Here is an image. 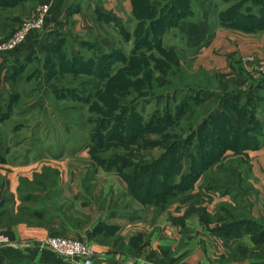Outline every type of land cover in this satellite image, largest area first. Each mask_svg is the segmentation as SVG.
Instances as JSON below:
<instances>
[{
	"label": "crops",
	"instance_id": "crops-1",
	"mask_svg": "<svg viewBox=\"0 0 264 264\" xmlns=\"http://www.w3.org/2000/svg\"><path fill=\"white\" fill-rule=\"evenodd\" d=\"M41 1L51 4L43 29L32 33L20 48L0 56V230L14 242L0 246V264H80V260L62 257L42 245L52 234L85 240L101 264H158L146 258L149 249L159 257L169 253L173 260L166 264H264V139L258 147L244 151L246 164L239 171L243 183L250 185L248 194L240 197L207 191L198 179L189 192L159 212L153 210V204L132 197L124 181L123 189H116L113 182L106 185L105 177L117 176L122 181L113 171L101 166L93 171L90 162L73 160L88 147L78 152L81 148H70L68 141H62L56 151L33 152L27 146L20 150L25 143L21 129L5 130L3 125L14 120V115H30L40 109L43 115L49 114L50 104L70 98L58 97L55 89L71 83L69 79L33 81L40 73L37 68L23 80L12 81L18 63L45 56L44 46L55 41L78 47L80 42L94 41L96 46L107 47L105 30L131 11V0H0V41L30 17ZM186 16L179 19V25H196L197 21L209 26L214 20L210 22L208 15L209 22H204V15L198 19L196 12ZM220 30L209 29V37L198 45V55H209L217 44L227 41L220 39ZM263 32H253V36ZM229 38L234 41L232 34ZM227 66L223 74L234 80L233 89L246 91L245 79ZM49 73L47 69L46 78ZM256 116L264 124V112L259 110ZM230 119L233 122L235 117ZM36 143L42 146L43 140ZM53 203L65 215L57 213ZM42 210L40 219L37 213ZM138 239L140 248L144 243L149 246L136 254Z\"/></svg>",
	"mask_w": 264,
	"mask_h": 264
},
{
	"label": "rangeland",
	"instance_id": "rangeland-1",
	"mask_svg": "<svg viewBox=\"0 0 264 264\" xmlns=\"http://www.w3.org/2000/svg\"><path fill=\"white\" fill-rule=\"evenodd\" d=\"M147 1L148 0H136V14L140 6ZM151 1H156V3H153L159 5L163 3L169 4L170 6L171 4L169 0L161 3L159 2L160 0ZM206 1L208 0H190V5L191 9L200 15L196 18L199 19L204 15L203 21L207 23L209 22V18L206 16L209 15L211 17L210 22L214 19L211 25L205 26L195 21L196 25L181 26L177 23L180 20L173 21V15H171V19L168 16L166 20L161 21H165L164 23L166 25L160 24V22L158 26L150 29V37L146 40L144 45H137L134 47L137 37L139 38L142 35L144 28L142 24L143 20H146L145 23L148 24V22H152L153 19H159L156 17H159L161 8L157 5L155 9L158 14L155 17L145 19L146 16L140 17L138 14L137 16L132 14L131 0V11L129 14L121 18V20L115 23L111 28L105 30L108 32V36L103 40V43H105L107 47L104 46V48H102L96 46L95 51H89L86 47H78L76 43L64 44L65 46L63 49L65 51L77 52L85 56H89L92 53V56H100L101 53L106 56V53H108L110 49L117 50L120 56L118 59L106 60L107 58H104L105 63L102 68L105 71H110L112 69L114 71H120L123 70V68L126 69L127 66H131L133 62L137 63L133 68L135 69V76H133L134 73L128 74L127 77L123 74L124 72L122 74L119 73L120 75L117 74V79L119 80V82H117L119 85L118 89L104 88L102 90L104 106L94 107L95 110L98 111V114L92 110V102H94L95 99L90 101V104L87 103L89 101L81 103L73 99H66V101L50 104L49 114L48 112H44L45 114L43 115V109H40L38 113L30 115H14V120L3 125L4 129L6 130L8 127L15 126L21 129L25 141L24 145L20 148L21 151L23 148L27 147L34 148L33 152L43 151L47 148H49L50 151H56L61 147L63 142L67 141L70 143V148H75L76 146L81 148L77 150L78 152L88 147L85 154H82L81 157L76 156L77 158L73 160H82L86 163L90 162L93 171L98 166L97 164H99L98 162L100 159H117L118 156L122 157V159H131L130 161L134 163H146V161L154 159L153 162L156 161L155 163L158 164L159 157L164 152L165 147L175 140L176 136L169 138L160 134L161 131L157 128L158 124L149 129H145L144 125L146 126L150 118L154 119L156 123H159L161 120L157 119H162L163 121V117H171V115L173 117L174 114H179V107L182 105L184 92L187 89L194 91L199 87V84L207 85L210 83L208 75L201 72L200 69L206 70V73L214 77L213 80H211L213 84H215V78L222 82L225 87L223 88L224 90L233 89L232 83L234 82L232 79L228 80L227 76L223 74L226 73L224 69L228 68L227 64L233 65V63H236L243 66V72L245 73L243 78L245 79V84L248 86L251 80L253 81L264 74V32L261 35L253 36L254 33L252 32L247 33L237 30L238 28L233 29L219 24V13L230 6L231 2H225V0H210V3H206ZM214 21L216 25H214ZM213 26L214 28H221L220 39H227V41L221 42L219 45L217 44L215 50H213L214 52L209 53V55H198L197 50L200 47L198 45L202 44L203 41L209 37V29L213 28ZM120 31H126L128 33L127 41L123 39ZM231 34L234 41L229 38ZM240 36L244 39L240 38ZM90 43H94V41ZM134 48L136 54L132 55ZM160 49L166 52L169 51L167 53H173L175 56H178L180 63H173L175 59L169 57L173 59V62L165 61V66L162 67L156 65L154 59L163 60L162 57H159ZM233 50H236L237 52L235 53L237 54H230ZM149 55L150 57H148ZM64 58L65 60H63L62 64L57 59V61H55V59L51 57L45 59V56L32 57L24 60V62H19V65L16 67L17 74L13 77L12 81L18 82L23 80V78L33 72L35 68H37L40 73L35 76L33 81H53L54 79H48L45 75L47 69L50 71L53 70L51 64H49L51 63V59L53 64L57 62L56 67H54L55 71L60 74V76L65 75L67 77V79L63 80L68 81L69 79L70 83H75L79 77L85 78L86 80H96L95 76L92 74L90 76L87 74L77 75L76 73L73 75L68 73L65 74L62 67H66L69 64V57ZM99 63L100 60L91 62V65H98ZM87 68L85 63L79 66V69L81 71L83 70L82 73H84ZM150 70L153 75L152 78L150 76H145ZM93 71L95 70L93 69ZM111 73L112 72H109V77L113 75ZM149 81L150 83H148ZM212 86L214 87L215 85ZM148 88L152 89L147 91ZM220 89L221 88H219V90ZM170 92L174 93H172L173 95L169 98H163L158 101L151 100L147 103H140L135 108L132 107L134 101L142 99L143 97L150 95L155 96L158 94L166 96ZM148 93H150V95H148ZM199 100V98H194L193 103L191 102L189 111L183 113L176 122L171 121L170 123L176 124L178 122V124L180 123V125L184 126L188 121L193 122L205 105H198ZM98 102L102 103L99 99ZM118 114H121V116L112 121H107V118L114 117ZM230 117L232 118V115H230ZM194 128H196V126H194ZM165 132L173 134L175 133V128H166ZM21 136L22 135L19 133L17 137L20 138ZM47 138L49 139L44 140ZM204 138V134H199L189 146H180L181 149H179L176 155L178 166H174L175 171H173L172 179L174 178L175 180L184 169L191 165L193 166V164L199 160L200 155L197 149L202 148L200 144ZM37 140H43L42 146L36 143ZM176 141L177 140H175V142ZM51 142L53 144L46 147V145ZM89 146H91V150ZM30 152L29 150L28 154H30ZM192 161H194L193 164ZM161 165L165 164L162 163ZM153 167L156 170L152 172L151 176L147 175L141 177V182L146 183L154 181L155 183L158 180H162L168 184L172 182V179L168 180L165 178V173L160 170L158 171L159 166L153 165ZM112 171L115 175H119L122 178L119 174V169ZM150 177H152L153 180H151ZM102 181L105 182L106 185L113 182L116 189H123L122 183L124 181L126 187H128L125 179L122 178L121 181L117 176H113L112 178L105 177ZM111 186L112 185H110L109 188ZM154 189L156 190L157 188ZM152 199L153 202H155L153 204V210L155 211H158L162 206H167L166 208H168L177 201L176 197H153ZM166 203L168 204L166 205Z\"/></svg>",
	"mask_w": 264,
	"mask_h": 264
},
{
	"label": "trees",
	"instance_id": "trees-1",
	"mask_svg": "<svg viewBox=\"0 0 264 264\" xmlns=\"http://www.w3.org/2000/svg\"><path fill=\"white\" fill-rule=\"evenodd\" d=\"M164 1L168 0H160L159 2L161 3ZM169 1H171L170 6L169 4L163 3H161V5L154 4L156 1L151 0H148L140 6L137 14L140 17L146 16L145 19L155 17L158 14L155 9L157 5L161 8V12L159 17H156L159 19H153V21L150 23L148 22V24L145 23L146 20H143L142 24L144 28L142 35L139 38L137 37L134 47L137 45H144L146 40L150 37V29L158 26V24L161 21L166 20L168 16L171 19V15H173L172 20L177 21L181 17H187L186 15L194 13L191 9L190 0ZM226 1H230L231 5L219 13L218 20L221 25L233 29L238 28L237 30L247 33L264 30V0H225V2ZM136 3V0H132V14L137 16ZM164 22H161L160 24L166 25ZM120 34L123 39L127 41L128 33L126 31H120ZM79 45L82 48L86 47L89 51H95L96 49L95 43L80 42ZM64 46L65 45L60 44L59 41L46 44L44 46V53H46L45 59H49L51 57L54 58L55 61L58 60L62 64L63 60H65L64 57H69L68 67H62L65 74L68 73L73 75L76 73L77 75L87 74L89 76L92 74L95 76L96 80H86L85 78L83 79L79 77L78 80L75 83H71L69 87H62L60 89L56 88L55 94L58 97L65 98H68L69 95L70 98H68V100L73 99L81 103L89 101L87 103L90 104V101L95 99V101L92 102V110L98 114V111L95 110L94 107L104 106L102 90L104 88L118 89L119 85L117 82H119V80L117 79V74H122L124 72L123 74L127 77L128 74L135 72V69L133 68L137 63L133 62L131 66H127L126 69L123 68V70L120 71H114L113 69L105 71L102 68L105 63L104 58L106 57V60H112L115 58L118 59L120 56L118 55L117 50L110 49L109 52L106 53V56L103 53H101L100 56H92L93 53L89 56H85L84 54L82 55L77 52H75L76 54L68 50L67 52L63 49ZM167 52L160 49L159 57H162L163 60L154 59L156 65L161 67L165 66V61L173 62V59L171 58L175 59L173 63H180L178 56ZM134 54H136L135 48L132 51V55ZM148 57H150V55ZM98 60H100L98 65H91V62H96ZM83 63L86 64V68L88 67L84 73H82L83 70L81 71L79 69V66L83 65ZM49 64H51V68H53V70L50 71L51 73H49L47 78L54 79L55 82L67 79L65 75L60 76V74H56L54 77L52 73L55 71L54 67H56L57 62L53 64L51 59V63ZM231 66L237 76L243 77L245 75L241 64L239 65L233 63ZM93 69L95 71H93ZM200 70L204 74L208 75L210 83L207 85L199 84V87L194 91L187 89L183 94L184 99L182 101V105L179 107V114H174L173 117L172 115L171 117H163V121L162 119H157L161 120L159 123H156L154 119L150 118L147 121L146 126L144 125L145 129H149L158 124L157 128L160 129V134L169 138L176 136L175 140L177 141L175 142V140H173L167 147H165L164 152L159 157L158 164L155 163L156 161L153 162L154 159L146 161V163H134L130 161L131 159H122L120 156H118L117 159H100L98 162L99 164H97L107 171L119 169V174L128 184L127 191L132 197H135L142 202L154 204L155 202H153V197H182L192 189L194 183L198 179L201 180V187L207 191H220L222 193L232 192L240 197L245 196L250 191V185L243 183L239 170L242 165L246 164V155L244 151L249 148L258 147L261 140L264 139V124L256 116L259 110L264 112V74L253 81L251 80L252 82L250 81L249 88L241 93L234 89L224 90L215 79V84H213L211 80H213L214 77H212L209 73H206V70ZM109 72H112L111 74H113L111 77H109ZM133 76H135V73ZM145 76H150L152 78L153 75L151 70ZM150 81L148 83H150ZM212 85L215 86L213 87ZM219 88L221 89L219 90ZM151 89L152 88H148L147 91H150ZM252 90H254L253 94L251 93ZM172 93L174 92H170L166 96L163 94L151 96L150 93H148L150 96L134 101L132 103V107L135 108L140 103H147L151 100L158 101L163 98H169L173 95ZM194 98L200 99L198 101V105L205 104L202 108L203 110L197 115V118L194 119L193 122L188 121L184 126L180 125V123L178 124V122L176 124L170 123L171 121L176 122L183 113L189 111L191 102L193 103ZM98 99L101 100L102 103L98 102ZM230 115L235 117L233 122H231ZM119 116H121V114L109 117L107 118V121H112ZM194 126H196V128H194ZM166 128H175V133H173L175 135L170 132H165ZM199 134H204L205 136L200 144L202 148L197 149V152L200 155L199 160L194 164V161H192V167L190 166L184 169L178 177L175 178V180L174 178L172 179L173 171H175L174 166H178L176 155L179 152V149H181L180 146H189L192 141H194V138H196ZM89 147L91 150V146ZM227 151H231V153L228 154ZM162 163L165 165H161ZM153 165L159 166L158 171L160 170L165 173V178L168 180L172 179V182L169 184L163 182L162 180H158L155 183L154 181L146 183L141 182V177L147 175L151 176L152 172L156 170ZM150 179L153 180L152 177H150ZM154 188L157 189L155 190ZM167 204L168 203H166V205ZM52 206L55 208L57 213H63L65 215V212L60 209V206L58 207V205L54 203ZM166 207H158L159 210L157 212L164 210ZM220 210L223 212L225 208L221 206ZM37 214L38 218L41 219L44 215V211L42 210ZM139 243V239L136 240V254L141 253L145 247L149 246V244L144 243L140 248ZM162 255V257H159L155 250L149 249L146 254V258L149 261L158 264H166L173 260L169 253L165 252Z\"/></svg>",
	"mask_w": 264,
	"mask_h": 264
},
{
	"label": "built area",
	"instance_id": "built-area-1",
	"mask_svg": "<svg viewBox=\"0 0 264 264\" xmlns=\"http://www.w3.org/2000/svg\"><path fill=\"white\" fill-rule=\"evenodd\" d=\"M50 9L49 1L39 2L33 14L22 20L7 39L0 41V56L20 48L32 33L41 31ZM41 243L62 257L80 260V264H101L95 260V251L85 240L67 235H50ZM9 244H14L9 234L0 230V246Z\"/></svg>",
	"mask_w": 264,
	"mask_h": 264
}]
</instances>
